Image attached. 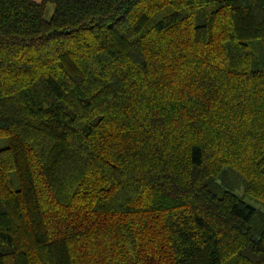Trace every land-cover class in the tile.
Listing matches in <instances>:
<instances>
[{"label": "trees", "instance_id": "obj_1", "mask_svg": "<svg viewBox=\"0 0 264 264\" xmlns=\"http://www.w3.org/2000/svg\"><path fill=\"white\" fill-rule=\"evenodd\" d=\"M0 264H264V0H0Z\"/></svg>", "mask_w": 264, "mask_h": 264}, {"label": "rangeland", "instance_id": "obj_2", "mask_svg": "<svg viewBox=\"0 0 264 264\" xmlns=\"http://www.w3.org/2000/svg\"><path fill=\"white\" fill-rule=\"evenodd\" d=\"M52 10H54L53 4H49L47 10L45 11L46 12L45 13L46 18H50L51 17V15L53 13ZM248 202L251 203L252 205H255L254 201L248 200ZM256 206H258V205L256 204Z\"/></svg>", "mask_w": 264, "mask_h": 264}]
</instances>
